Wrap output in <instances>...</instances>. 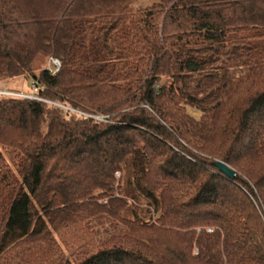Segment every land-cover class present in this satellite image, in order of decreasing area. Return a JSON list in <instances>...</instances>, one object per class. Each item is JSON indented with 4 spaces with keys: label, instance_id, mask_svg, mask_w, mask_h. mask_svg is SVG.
Instances as JSON below:
<instances>
[{
    "label": "trees",
    "instance_id": "1",
    "mask_svg": "<svg viewBox=\"0 0 264 264\" xmlns=\"http://www.w3.org/2000/svg\"><path fill=\"white\" fill-rule=\"evenodd\" d=\"M137 1L0 0V264H264V0Z\"/></svg>",
    "mask_w": 264,
    "mask_h": 264
},
{
    "label": "built area",
    "instance_id": "2",
    "mask_svg": "<svg viewBox=\"0 0 264 264\" xmlns=\"http://www.w3.org/2000/svg\"><path fill=\"white\" fill-rule=\"evenodd\" d=\"M62 63L60 60L56 58H50L48 61V71L53 75L56 76L60 69H61ZM33 91L30 92V94H23L20 92H16L14 90H10L6 85L0 84V97H6V98H21V99H28V100H35V101H42L44 102L43 99L38 97L35 92L37 91L38 87H41L43 89V86H41L37 81L32 84ZM97 121L100 122H106V118L104 117H95L94 118Z\"/></svg>",
    "mask_w": 264,
    "mask_h": 264
},
{
    "label": "rangeland",
    "instance_id": "3",
    "mask_svg": "<svg viewBox=\"0 0 264 264\" xmlns=\"http://www.w3.org/2000/svg\"><path fill=\"white\" fill-rule=\"evenodd\" d=\"M152 0H138L137 3L134 5V8L140 9L143 8L141 5L138 6L139 4H142L143 6L147 5V3H151ZM47 58H43L42 62L36 65V72H39L40 70H45L48 67V60L46 61ZM7 87L10 90H14L16 92H20L23 94H30V92L33 91L32 87V80L30 78H18L16 80H9ZM188 112L196 118H199V114L193 110V109H188Z\"/></svg>",
    "mask_w": 264,
    "mask_h": 264
},
{
    "label": "water",
    "instance_id": "4",
    "mask_svg": "<svg viewBox=\"0 0 264 264\" xmlns=\"http://www.w3.org/2000/svg\"><path fill=\"white\" fill-rule=\"evenodd\" d=\"M215 166L218 168L219 171L223 172L229 178L234 179L236 176L235 171L231 170L225 163H215Z\"/></svg>",
    "mask_w": 264,
    "mask_h": 264
}]
</instances>
